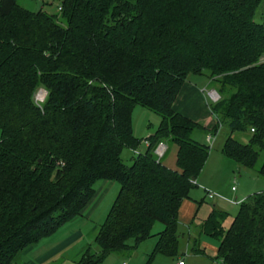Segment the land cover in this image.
I'll use <instances>...</instances> for the list:
<instances>
[{
	"label": "trees",
	"instance_id": "16d2710c",
	"mask_svg": "<svg viewBox=\"0 0 264 264\" xmlns=\"http://www.w3.org/2000/svg\"><path fill=\"white\" fill-rule=\"evenodd\" d=\"M52 1L53 14L0 0V264L81 216L102 180L119 191L94 237L99 251L87 249L76 264L135 248L157 222L146 264L176 258L177 211L210 147L194 138L205 128L173 105L189 74L206 75L221 94L211 111L230 132L221 152L255 167L264 153V22L255 21L263 0ZM38 88L47 92L40 106ZM136 106L161 121L125 163L122 151L139 145ZM164 139L178 147L176 170L154 154ZM227 216L213 208L186 233L193 253L206 235L218 241L222 264H264V191L242 200L225 228Z\"/></svg>",
	"mask_w": 264,
	"mask_h": 264
},
{
	"label": "rangeland",
	"instance_id": "374dc122",
	"mask_svg": "<svg viewBox=\"0 0 264 264\" xmlns=\"http://www.w3.org/2000/svg\"><path fill=\"white\" fill-rule=\"evenodd\" d=\"M18 5L21 7L36 12L38 10H47L50 14L56 13L57 11V3L53 2L52 0H17ZM48 3L49 6H46L45 4ZM255 21L257 23H263L264 22V0L261 4V6L258 8L256 14H255ZM259 62H264V57H261ZM182 92L180 94V98L174 103L173 110L176 112H183L188 118L195 121L199 120L197 122H200L203 124L204 122H209L210 125L213 126V128L220 122L218 119L215 118V116L212 113V107L216 101L221 100V94L214 89V84L211 83L209 78L202 74V75H193L189 74L186 79L183 82L182 85ZM191 91H195L193 94ZM208 93H213L217 97L214 101L210 99L208 96ZM47 96V92L44 88H38L37 91L34 94V101L37 105H41L44 103ZM220 119V118H219ZM161 118L160 115L157 114L155 111L136 106L134 107L132 111V128H133V135L134 137L139 140L138 148L136 149L139 153L144 152L146 150V141L150 134H154V132L159 127ZM218 124V132L214 140V144L212 148L210 149V152L212 153V158L209 166L207 167V172L204 173V177L206 180L209 181V183L214 184V191L210 189H206L210 192L215 193L218 196H215L214 199H218V206L219 208L224 209L223 211L227 213V218L224 222V227L228 228L231 221L233 220L234 216L236 215L238 211V204L242 201L240 199L241 197L238 196V204H233L231 201H236V192H233L231 190L232 187L237 189L240 193L243 192H260L261 190H264V175H260L257 173V171L262 168L263 162H264V153H261L257 164L254 168L248 169L240 166L232 159H229L227 164H219L217 160H215V157H219V153L221 152V148L223 146V143L225 139L230 135L229 129L226 125L219 126ZM201 132H195L194 138L198 140V138L201 137L200 140H202V143H206L210 146L209 143H207V139L205 134H201ZM235 139H238L241 142L246 143V138L242 137L239 133H234L232 135ZM165 145L169 144L170 140L164 139L162 141ZM168 146V145H167ZM167 152V151H166ZM133 151L129 149H124L121 154V158L125 163L130 162L131 156H133ZM163 159V158H162ZM231 161V162H230ZM229 163H234L237 168H234L233 171H231V166ZM238 167L241 168V170H238ZM209 169V170H208ZM213 169H216L218 172L213 173ZM219 169V170H218ZM115 187L110 192L109 188L107 189V195L106 200L109 199V209L119 191V185L114 182ZM252 190V191H251ZM102 193V192H101ZM101 193L98 194V197H100ZM205 193V192H204ZM252 193V194H254ZM111 194V195H110ZM110 195V196H109ZM248 197V196H247ZM205 198L208 197L205 194ZM244 200V199H243ZM213 201V200H212ZM208 199L206 200V203H209V205H212L215 203V201L212 202ZM231 202V203H230ZM104 205V204H102ZM219 210V209H218ZM209 213L208 205L205 208H202L201 211L198 213V219H204ZM197 221V220H196ZM163 229V225L160 223H155L151 230L150 236L145 239L144 241L140 242L137 247L136 251L137 253H141L144 250H148L153 243V246L155 244V240L157 238V234ZM200 245H202V248L204 247L205 255L207 258H195L193 264H222L219 259L216 258V254L214 252L216 251V248L218 246V241L214 238H211L206 235H201L199 238ZM129 245H134V240H130L128 242ZM152 248V247H151ZM188 251V252H187ZM185 250V246L182 245L180 247V254L176 258H170L165 256H158L152 264H177L179 260H183L185 264H189L190 262V256L191 252L189 250ZM151 252V251H150ZM209 258V259H208Z\"/></svg>",
	"mask_w": 264,
	"mask_h": 264
},
{
	"label": "crops",
	"instance_id": "0c3cea01",
	"mask_svg": "<svg viewBox=\"0 0 264 264\" xmlns=\"http://www.w3.org/2000/svg\"><path fill=\"white\" fill-rule=\"evenodd\" d=\"M182 87L176 101L180 98ZM191 92L193 94L195 93V91L194 92L191 91ZM178 113L185 115L183 112H178ZM197 121L199 120L195 119L196 123L200 124L202 127L205 128V136L207 139V143L210 144L209 155L199 176L196 179L197 186L193 187L190 190L188 197L181 201L177 211V222L179 225L180 232L183 234L182 238L180 239V247L184 245L185 250L186 251L189 250L191 252V256L189 257L190 258L189 264H193L194 261L196 260L195 258H207V256L204 253L205 248L204 247L202 248L200 242L198 248L201 250V252L195 254L191 250V244L188 239V235L190 234L191 237L195 233V231H197L196 228L198 227V225L208 216L207 215L204 219H200L199 221L198 219L199 211H201L202 208L206 209L207 205H208L209 213L213 208H217L222 211L224 210L216 206L218 204L217 201L218 199L207 198L209 201L210 200L215 201V203L213 201L212 202L214 204L212 205L206 203L207 199L205 198V193H204L205 188L214 191L213 188L215 185L209 183V181L205 179L204 173L207 172V167L211 162L212 153L210 152V149L214 144V140L218 131L213 132L214 131L213 126L210 125L209 122L207 123L204 122L203 124H201L200 122ZM209 136L212 137L211 142L208 141ZM201 137L202 136L198 138L200 142L202 141L200 140ZM167 145H166L167 152L162 159V163L168 169L176 170L177 169L176 155H177L178 147L172 142H169V144ZM219 154H220L219 157L217 155V157H215V160H217L219 164L220 163L223 165L227 164L229 162L228 161L229 158H227L222 152H220ZM229 164L232 169L231 171H233L234 168H237L234 163H229ZM238 170L240 171L241 168L238 167ZM211 172L217 173L218 171L216 169H213V171ZM114 184H115L114 181H105V180L98 181L95 184V194L91 199V201L83 209L81 216H78L73 220H71L70 222L63 225L53 235L43 238L39 242L27 246L25 249L20 251L14 257V259L10 264H76V262L81 258V256L87 249L93 250L94 252H98L99 248L95 244L94 237L98 231L100 224L104 221L105 216L109 211L108 208L109 199L105 201L107 195V189L109 188V191L111 192L115 187ZM233 192L237 193L235 196L237 201L238 196L241 197L240 199L243 200L247 196L254 193L255 191L249 193L245 191L243 193H240L237 189H235ZM99 193H101L100 197H98ZM156 241L157 238L155 240V244ZM136 247L130 250H126L124 252L111 254L107 256L101 264H146L148 262L149 254L151 253L150 251H152L154 247L153 243L151 244L148 250H144L141 253H137ZM179 254H180V248H179ZM214 254H217V248ZM158 256H164V255L158 254L153 258L150 264H152V262Z\"/></svg>",
	"mask_w": 264,
	"mask_h": 264
},
{
	"label": "built area",
	"instance_id": "2783aa9c",
	"mask_svg": "<svg viewBox=\"0 0 264 264\" xmlns=\"http://www.w3.org/2000/svg\"><path fill=\"white\" fill-rule=\"evenodd\" d=\"M208 96L210 97V99L212 100V101H214L215 99H216V95L215 94H213V93H208ZM211 136H209L208 137V141L209 142H211ZM146 145H148V142L146 141ZM166 151H167V146L161 141V142H159V143H157V145H156V147L154 148V154L158 157V159H162L164 156H165V154H166ZM133 153L135 154V155H138V151L137 150H133ZM235 190V188L234 187H232V191H234ZM205 194H206V196L209 198V199H212V198H215V196H218V195H216L215 193H213V192H210V191H208V190H206L205 189ZM233 204H236V203H238L237 201H231ZM230 202V203H231ZM177 264H184V261L183 260H179L178 261V263Z\"/></svg>",
	"mask_w": 264,
	"mask_h": 264
}]
</instances>
